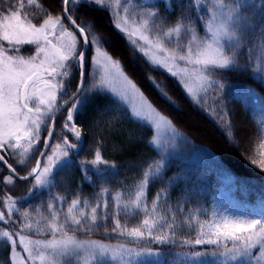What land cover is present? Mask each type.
I'll return each instance as SVG.
<instances>
[{
    "label": "snow or ice",
    "instance_id": "obj_1",
    "mask_svg": "<svg viewBox=\"0 0 264 264\" xmlns=\"http://www.w3.org/2000/svg\"><path fill=\"white\" fill-rule=\"evenodd\" d=\"M99 11L108 13L112 34L125 41L133 67L137 60L146 66L145 78L163 100L178 109L153 75L160 70L190 103L210 112L234 147H243L224 90L229 74L264 85V0H51L49 7L6 0L0 7L4 264H264V189L252 209L208 208L187 186L172 203L179 179H165L167 143L174 147L187 137L142 90L125 57L111 50V36L78 18ZM23 46H33L34 54L24 56ZM125 121L154 130L148 145L157 156L121 191L108 186L120 165L105 159L102 147ZM258 123V158L250 161L264 173V119ZM89 136L91 158H81ZM73 169L82 181L99 185L92 199L80 185L69 193L62 174ZM155 183L160 187L149 200ZM18 184L23 194L10 195ZM101 228L106 240L117 242L92 239ZM81 232L88 236L78 238Z\"/></svg>",
    "mask_w": 264,
    "mask_h": 264
},
{
    "label": "trees",
    "instance_id": "obj_2",
    "mask_svg": "<svg viewBox=\"0 0 264 264\" xmlns=\"http://www.w3.org/2000/svg\"><path fill=\"white\" fill-rule=\"evenodd\" d=\"M40 2L45 7H49L51 0H40ZM31 18L35 21L38 16L33 13ZM78 18L95 23L97 28L104 34L111 36V50L125 57L126 66L139 79L142 90L145 91L158 109L162 110L165 115H168L173 120L180 132L190 140L195 149L204 153V157L198 159L172 158L169 160L165 179H179V183L176 184L171 192L172 203H175L176 198L180 194V189L187 186L189 189H194L196 198L199 199L201 204H206L208 208H211L214 203L217 204L219 193L225 187L224 179L226 175L230 174L235 176L239 182H244L250 187L248 201L253 208L256 207L261 190L264 189V173H261L257 167L252 165L250 157L258 158L260 140L257 136V129L259 126L258 122L264 119V85H261L259 81H254L248 75L229 74L226 77L225 104L233 122L235 134L243 140L242 148L234 147L219 122L214 119L210 112L190 103L178 82L162 70L153 73V75L166 84L170 94L177 101L178 109L169 105L159 96L145 78L146 66L137 60L133 67L125 41L112 34L113 29L109 22L108 13L99 11L91 13L89 17L79 16ZM246 89H251L255 95H252ZM211 104L212 100L209 98V105ZM191 118L200 122L203 127L188 125V120ZM61 127L60 121L58 132ZM120 127L121 131L118 134H109L104 138L102 155L105 159L114 160L120 165V173L117 180H123L124 184L117 183V180H112L108 186L111 189L122 191L140 178L142 169L147 167L153 157L157 156V151L148 145V140L151 139L154 132L149 133L147 127L130 124L127 121ZM129 135L138 137L140 141L133 140L130 142L128 140ZM93 143L92 137L89 136L88 143L84 145V151L81 153V158H91L89 148ZM10 163L16 166L14 161L11 160ZM0 171H2L0 175L7 174L1 163ZM62 175L67 178L69 193L74 191L78 185L82 186L83 195L86 198L92 199L95 193L99 192V185L97 184L93 187L87 181H82V176L77 169ZM159 187L158 183L151 185L148 193L149 200ZM23 188L24 186L18 184L9 194L19 197L23 194ZM2 191H4L3 188L0 189V192ZM70 199L71 195L69 194ZM138 219L129 220L128 226H134ZM121 222H124L123 216L121 217ZM77 236L83 239L88 234L81 232L77 233ZM91 238L102 240L106 243L114 244L117 242L116 239L106 240L102 228L100 231L92 233ZM153 247L158 246L154 245ZM2 249L6 250L4 247ZM8 256L9 251L6 250L5 258L0 262L4 263Z\"/></svg>",
    "mask_w": 264,
    "mask_h": 264
},
{
    "label": "rangeland",
    "instance_id": "obj_3",
    "mask_svg": "<svg viewBox=\"0 0 264 264\" xmlns=\"http://www.w3.org/2000/svg\"><path fill=\"white\" fill-rule=\"evenodd\" d=\"M13 2H14V0H13ZM5 3H6V0H0V7L5 6ZM2 43H5V46H7L6 42H2ZM22 54L26 57L29 55H33L34 54V47L33 46H23L22 47ZM172 79H174V78H172ZM62 120H61V122H62ZM187 124L190 126H193V127H196V126L197 127L199 126L201 128L203 127L202 124L200 122H198L197 120H194V118H191L190 120H188ZM61 126H62V123H61ZM153 132H154V130H153ZM45 138H47L46 132L42 135L41 139L43 140ZM134 141L139 142L140 139H136ZM55 142H56V140L54 141V143ZM130 142H132V141H130ZM167 149H168V152L170 153V159H172V158H174V159L175 158H190L191 160H193V159H198L200 157H204V153L200 150L195 149V147L192 145V143L190 142L189 139L177 140L175 142L174 147L172 146L171 143H167ZM1 172L2 171H0V173ZM224 185H225L224 189L219 193L217 205H224L225 207L232 208V209H238V210L252 209L253 208L252 204H250V202L248 201V191L250 190V187L246 183L239 182L235 176L228 174V175H226V177L224 179ZM2 188H3V186H0V189H2ZM0 194L3 196L4 191L0 192ZM10 195H12V194H10ZM2 196L0 198H2ZM0 210H5V209H2V205L0 207ZM33 238L44 239L47 237L33 236ZM1 245H3L2 241H0V261L4 260L5 255H6V250H3L2 249L3 246H1ZM0 264H4V263L0 262Z\"/></svg>",
    "mask_w": 264,
    "mask_h": 264
},
{
    "label": "water",
    "instance_id": "obj_4",
    "mask_svg": "<svg viewBox=\"0 0 264 264\" xmlns=\"http://www.w3.org/2000/svg\"><path fill=\"white\" fill-rule=\"evenodd\" d=\"M61 115H58L57 116V121H58V119H59V117H60ZM54 138V137H53ZM52 141H53V139L49 142L50 144H52ZM5 167V166H4Z\"/></svg>",
    "mask_w": 264,
    "mask_h": 264
}]
</instances>
